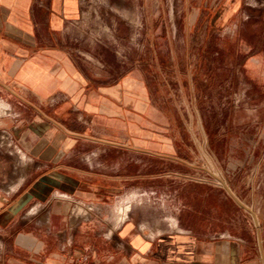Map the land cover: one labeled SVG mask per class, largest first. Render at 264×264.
I'll use <instances>...</instances> for the list:
<instances>
[{
    "label": "crops",
    "instance_id": "obj_1",
    "mask_svg": "<svg viewBox=\"0 0 264 264\" xmlns=\"http://www.w3.org/2000/svg\"><path fill=\"white\" fill-rule=\"evenodd\" d=\"M208 2L186 120L99 3L0 0V264H264V0ZM198 135L224 182L179 173Z\"/></svg>",
    "mask_w": 264,
    "mask_h": 264
},
{
    "label": "rangeland",
    "instance_id": "obj_2",
    "mask_svg": "<svg viewBox=\"0 0 264 264\" xmlns=\"http://www.w3.org/2000/svg\"><path fill=\"white\" fill-rule=\"evenodd\" d=\"M92 2L100 5L98 12L91 11L89 14L87 36L95 35L97 30L107 36L112 32L119 36L120 51L127 57L122 58L125 63L122 73L130 66L141 67L146 75L156 80L167 94L168 99L166 98L165 101H169L172 107L178 106L183 109L188 120L191 101L195 95L190 87L193 80L192 69L196 64L193 53L199 49H208L202 42L208 37L204 26L208 16L206 9L210 2L208 0L205 2L204 0H92ZM119 47L115 46L116 49ZM150 50L155 51L152 57L148 53ZM129 51L133 52L132 55L135 52V58L131 55L129 57L127 54ZM183 142L185 147H194L198 150L194 156L185 158L186 162L196 167L192 171L184 170L179 173L193 177L214 178L224 182L225 167L209 154L204 136L198 135L195 139H185ZM0 147L8 149L4 138H0ZM137 157L143 159L144 156ZM18 158V155H0V164L14 169L17 163H20ZM152 161L154 165H159L153 171L155 178L167 172L165 167L160 166L162 160L154 158ZM143 173L144 171H138V174ZM168 173H172L171 170ZM111 208V204L105 207L106 211ZM80 209L86 208L75 204L69 206L70 211ZM95 210L98 208L96 207Z\"/></svg>",
    "mask_w": 264,
    "mask_h": 264
},
{
    "label": "bare ground",
    "instance_id": "obj_3",
    "mask_svg": "<svg viewBox=\"0 0 264 264\" xmlns=\"http://www.w3.org/2000/svg\"><path fill=\"white\" fill-rule=\"evenodd\" d=\"M130 202V201H129ZM129 202L128 203H125L122 207H121V210H122V214L123 215H126L127 212H128V209H129ZM131 204V203H130ZM83 210V209H82ZM172 225V224H171Z\"/></svg>",
    "mask_w": 264,
    "mask_h": 264
}]
</instances>
